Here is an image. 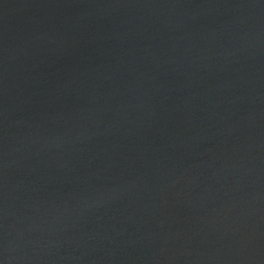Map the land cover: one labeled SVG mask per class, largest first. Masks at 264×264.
I'll list each match as a JSON object with an SVG mask.
<instances>
[{
    "label": "water",
    "instance_id": "obj_1",
    "mask_svg": "<svg viewBox=\"0 0 264 264\" xmlns=\"http://www.w3.org/2000/svg\"><path fill=\"white\" fill-rule=\"evenodd\" d=\"M0 264H264V0H0Z\"/></svg>",
    "mask_w": 264,
    "mask_h": 264
}]
</instances>
